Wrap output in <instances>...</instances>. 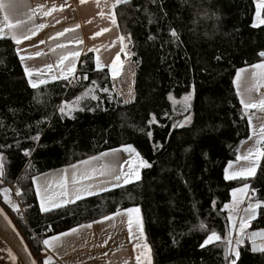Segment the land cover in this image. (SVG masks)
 <instances>
[{"label":"trees","instance_id":"16d2710c","mask_svg":"<svg viewBox=\"0 0 264 264\" xmlns=\"http://www.w3.org/2000/svg\"><path fill=\"white\" fill-rule=\"evenodd\" d=\"M253 16V0L117 4L119 32L137 62L134 99L126 105L113 101L110 77L94 69L92 54L81 57L71 88L69 80L31 86L15 43L0 38L1 177L14 185L11 198L21 215L1 194L0 204L16 217L34 257L49 236L138 207L152 264H264V251L245 241L228 257L225 208L233 189L250 184L248 199L260 206L247 229L264 230V142L253 178L224 176L249 135L235 74L264 60V27H255ZM92 86L96 100L82 98L71 117L60 113L62 101ZM190 93L187 105L174 103ZM122 146L141 158L136 182L39 210L35 175Z\"/></svg>","mask_w":264,"mask_h":264},{"label":"crops","instance_id":"0c3cea01","mask_svg":"<svg viewBox=\"0 0 264 264\" xmlns=\"http://www.w3.org/2000/svg\"><path fill=\"white\" fill-rule=\"evenodd\" d=\"M124 1L0 0V38L15 43L31 86L70 80L81 57L90 53L94 69L106 70L112 87L117 88L126 78L134 80L137 68L130 44L120 34L115 18V6ZM133 62L136 67L130 75ZM233 83L245 111L249 135L235 160L225 167L224 176L228 180L249 179L256 175L262 159L264 60L239 69ZM254 102L257 105L251 107ZM141 168L135 149L122 146L37 174L32 179L37 206L48 211L136 182ZM250 186L233 189L231 201H246ZM251 211L249 216H243L242 211V224L231 231L229 226L231 246L239 248L251 233L264 239V230L249 233L247 229L257 215V209ZM41 246L36 257L40 264H152L138 207L121 209L49 236Z\"/></svg>","mask_w":264,"mask_h":264},{"label":"rangeland","instance_id":"374dc122","mask_svg":"<svg viewBox=\"0 0 264 264\" xmlns=\"http://www.w3.org/2000/svg\"><path fill=\"white\" fill-rule=\"evenodd\" d=\"M254 3V16H253V25L255 27H264V0H253ZM130 61H132L130 59ZM133 65V66H132ZM130 75L132 73V69L136 67V63L133 62V64L130 63ZM235 78V77H234ZM262 79V78H260ZM134 80H132L131 78H126L125 79V83H121L120 86H118L117 88L115 86H113V101L118 104V105H126L128 103H131L134 99ZM264 86V84L262 85ZM69 88H71V86H68ZM260 87V86H259ZM259 87H258V91H259ZM261 92L264 93V87L261 88ZM259 93V92H258ZM78 97H76L73 100H66V101H62L61 105L59 107V111L63 116L66 117H71L73 115V112L79 109V103H81L82 98H91L96 100V92H95V88L89 87L85 93H79L77 95ZM192 94H187L185 96H183L180 99H173L175 104H179L180 106H183V104H186L189 102V100L191 99ZM112 99V97H111ZM257 103L254 102L251 107L256 106ZM136 151V150H135ZM137 152V151H136ZM1 171H2V166L0 164V183L3 185V187H1L0 189V194L2 196V201L5 204H8L9 207L15 208V210L17 211V205H15V202L13 201V199L11 198V189L9 188V185H6V182L2 179L1 177ZM115 188V187H114ZM260 206V203L258 201H254L252 199H248L246 201H244L242 204L240 203H234L233 201H230L227 205H226V209H228V223L230 226V231L231 229L235 228V226L239 224H242V222L240 223L239 218L242 215V211L243 213H245L243 216L248 215L252 213L251 209H257L258 211V207ZM244 209V210H243ZM9 218L11 219V221L14 223V225L16 226V228L18 229V226L16 224V217L11 214V211L8 210L7 211ZM256 217V215H255ZM254 217V218H255ZM239 228H242V226L240 225ZM19 230V229H18ZM21 233V232H20ZM250 233V232H249ZM22 235V234H21ZM24 238V237H23ZM216 239V235H211L207 241L211 242L212 240ZM261 243H260V251H264L262 250V244L264 243V239H260ZM234 242H237V238H234ZM244 242V241H243ZM245 242H247L248 244H250V239L249 237L246 238ZM233 243H231L229 241V245H230V249L228 251V257H230V255H234L236 256L238 253V248L237 247H233L231 246ZM35 260H37L36 257H34ZM234 261H232L233 263Z\"/></svg>","mask_w":264,"mask_h":264},{"label":"water","instance_id":"95a60500","mask_svg":"<svg viewBox=\"0 0 264 264\" xmlns=\"http://www.w3.org/2000/svg\"><path fill=\"white\" fill-rule=\"evenodd\" d=\"M0 264H38V260L34 259L25 239L1 204Z\"/></svg>","mask_w":264,"mask_h":264},{"label":"built area","instance_id":"2783aa9c","mask_svg":"<svg viewBox=\"0 0 264 264\" xmlns=\"http://www.w3.org/2000/svg\"><path fill=\"white\" fill-rule=\"evenodd\" d=\"M76 82V77L73 76L69 81H68V85L71 86L73 85L74 83ZM264 155V154H263ZM13 186L14 185H9V188L12 190L13 189ZM14 199V196L12 197ZM17 215H21V205L19 203H17ZM249 239H250V243H251V247L254 249V250H260V243H261V240L260 239H257L255 238L254 234L251 233L249 235Z\"/></svg>","mask_w":264,"mask_h":264}]
</instances>
